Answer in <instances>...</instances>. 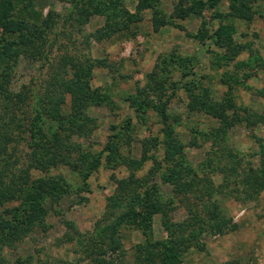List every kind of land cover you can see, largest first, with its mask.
<instances>
[{
  "label": "rangeland",
  "instance_id": "1",
  "mask_svg": "<svg viewBox=\"0 0 264 264\" xmlns=\"http://www.w3.org/2000/svg\"><path fill=\"white\" fill-rule=\"evenodd\" d=\"M198 1L84 0L78 10L72 0L34 2L38 17L52 18L50 29L42 55L16 61L13 87L29 97L35 120L54 68L65 57L90 56L87 114L95 126L74 138L82 146L74 166L33 171L58 189L43 200L44 223L4 249L10 264L75 263L86 240L110 236L107 227L129 206L145 212L149 196L147 221L119 229L126 262L137 247L154 260L161 246L174 252H160L166 264H264V190L250 198L231 173L235 157L242 177L248 164L264 170V0H212L203 9ZM139 7L142 20L125 33ZM196 99L219 104L222 117L192 111ZM217 211L235 229L214 232Z\"/></svg>",
  "mask_w": 264,
  "mask_h": 264
},
{
  "label": "trees",
  "instance_id": "2",
  "mask_svg": "<svg viewBox=\"0 0 264 264\" xmlns=\"http://www.w3.org/2000/svg\"><path fill=\"white\" fill-rule=\"evenodd\" d=\"M35 1L22 0L23 6L16 9L15 5H19L20 0H0V264H10L3 257L6 247L16 248L17 243L32 228L44 223L47 211L42 207L43 200L50 191L58 189L54 179L35 178L33 171L50 174V170L59 165L74 166L76 156L82 151L81 144L74 138L85 137L91 126H95V121L87 114L92 100L90 80L93 60L90 56L83 55V63L68 56L54 68L43 92V104L38 107L36 105L35 109H32L34 113L37 111L35 120L29 119L26 110L29 97L21 91L17 92L13 87L17 76L14 72L16 61L22 56L42 55L46 44L45 31L50 29L49 22L52 18L38 17L40 14L35 9ZM83 1L72 0L73 8L78 10ZM211 1L199 0L198 8L207 7ZM141 8H138L136 14L128 15L127 22L121 27L125 33L131 31L133 23L142 20ZM162 25H164L163 21H156L154 23L156 31ZM225 29L222 28L223 31ZM207 34L203 35V40L207 38ZM213 36L218 40L222 34L216 31ZM91 37L97 40L95 35ZM102 39L104 38L99 37L98 41ZM262 92L264 95V89ZM192 101L190 104L192 111L221 116L219 104L210 103L207 99ZM22 143H26V153L20 151ZM215 146L217 144L213 142L212 148ZM260 148L263 155L264 146ZM231 159L233 160L231 173L235 174V185L244 186L245 194L254 198L264 190V170L254 169L253 164H248L251 168L245 178L238 174L242 165L238 158ZM262 159L264 161V156ZM61 196L63 194L60 192L52 195L51 199L54 200L52 206ZM152 202L150 196L146 198L144 201L146 210L143 213L129 206L128 212L120 214L116 222L107 227L110 236L99 240H86L88 244L84 245L77 262L60 260L57 264H166L165 259L159 256L160 252L167 250L170 255H174V252L171 248L162 250L161 246L154 260L151 258L153 252H147L142 247L136 248L133 262L124 260L125 251L119 229L139 219L146 222L148 215L151 214ZM121 206V202L114 205V207ZM191 213H195L194 209H190ZM192 222H199L197 212L192 217ZM212 223L216 233H223L236 227L230 224V220L228 222L223 219L220 211H217ZM185 224L186 222L183 221L179 226ZM79 237L85 238L81 234ZM173 257L176 259V254Z\"/></svg>",
  "mask_w": 264,
  "mask_h": 264
}]
</instances>
